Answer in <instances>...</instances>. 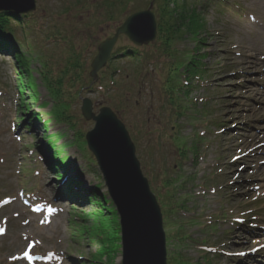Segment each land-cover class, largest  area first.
Listing matches in <instances>:
<instances>
[{
  "label": "rangeland",
  "instance_id": "374dc122",
  "mask_svg": "<svg viewBox=\"0 0 264 264\" xmlns=\"http://www.w3.org/2000/svg\"><path fill=\"white\" fill-rule=\"evenodd\" d=\"M151 1L36 0L22 23L10 20L8 40L30 59L38 100L28 86L18 92L29 75L0 52V264H122L119 217L120 241L95 237L108 221L100 213L107 187L83 140L95 125L81 112L86 97L128 129L164 215L167 257L176 250L195 264H264V0H187L205 28L176 40L180 60L166 56L158 36L138 46L121 35L109 62L116 72L91 77L99 44ZM163 1L152 2L156 21ZM128 47L146 55L120 56ZM187 53L205 56L198 79L187 78ZM48 81L67 92L72 119L49 113L57 97ZM33 111L50 119L46 128L31 122Z\"/></svg>",
  "mask_w": 264,
  "mask_h": 264
},
{
  "label": "water",
  "instance_id": "95a60500",
  "mask_svg": "<svg viewBox=\"0 0 264 264\" xmlns=\"http://www.w3.org/2000/svg\"><path fill=\"white\" fill-rule=\"evenodd\" d=\"M152 5L128 16L112 37L99 44L91 62V77L96 78L106 66L120 35H126L138 46L156 39L157 21ZM36 8V0H0V12L11 15L28 14ZM81 112L86 120L95 123L85 140L120 216L122 264H167L162 210L143 174L128 129L108 106L95 113L90 98L82 99Z\"/></svg>",
  "mask_w": 264,
  "mask_h": 264
},
{
  "label": "trees",
  "instance_id": "16d2710c",
  "mask_svg": "<svg viewBox=\"0 0 264 264\" xmlns=\"http://www.w3.org/2000/svg\"><path fill=\"white\" fill-rule=\"evenodd\" d=\"M152 2H154V0H152L150 4H153ZM158 15H159V19L157 21L158 39L162 41L161 45H162L163 52L166 53V56H169L170 58L173 57V60H172L173 62L176 59H178L176 58L177 48L174 46L176 40L180 38H184L186 36H192L197 39L200 35V32L205 28L203 17L200 15V13H197L196 6L192 4L189 6L187 4V0H164L163 3H159L158 5ZM24 17L25 16H21L19 18V21L21 23L24 21L23 19ZM15 18H16L15 15H9L7 13H0V52H7V54L13 55L14 58H16L18 65L21 67L23 66L22 68H24L25 73L29 75L28 76L29 81H28V84L26 85L23 84L24 82L19 78L18 84H17L18 92L20 94H23L25 90L22 86H28L33 93V97H35L34 99L38 100L37 99V96H38L37 84L35 82V79L32 77L31 69L29 67L30 59L27 57L25 53H23L16 47L14 41H12L11 39L8 40V37H9L8 31L13 32L12 27L10 26V24H12L10 20L12 21ZM123 50L124 51L120 50L121 52H123V53L121 52L119 53L121 54L120 56L126 55L129 57L139 58L140 56H143L145 54L140 48H137V47H130V48L128 47ZM119 54H117V56H119ZM187 54L190 55L188 62L186 63L182 61L184 65H186V68L184 67L186 74L188 73L189 75L187 78L189 79L194 78V80L198 79L201 76V73L204 71V68H203L204 64L203 62L200 61L203 58L202 56L204 55H198L197 57H195V54H190V53H187ZM108 69H111L112 72H116V69L114 67L113 68L110 67L109 63L105 66L102 72L108 71ZM185 83L190 84L188 79H185ZM99 85L100 87H103L102 84H99ZM104 87L106 88V85H104ZM48 88H49L50 95L52 96V98L54 99L53 96L57 97L56 100H54V103L49 113L53 115L58 121L64 120L66 118L72 119V116L68 114L69 109H70V104H69V100H67L66 98L67 92L61 91L58 87L54 86L51 81H48ZM166 91L169 94L170 99L172 100L171 102H173V106L177 108L176 112L179 115L182 114L179 111L182 107V104L180 102L175 103L174 102L175 99L172 98L170 94L171 93L170 90L166 89ZM73 93L74 92L70 93L69 97H71ZM0 95H2L1 92H0ZM25 106L27 110L30 109V106L27 105V103L25 104ZM29 117L32 123L42 122V126L44 128L48 126V120H45L42 114L37 111L31 112ZM26 125H27L26 129H29L31 126L29 123H27ZM84 144H86L85 141H84ZM60 155H61L60 151L57 150L56 152H54L53 156L54 158L58 159L60 163H63L66 157H60ZM101 186H102V182L100 181L99 185H96L95 187L88 189L89 194H86V195L87 197H89V200L92 196L96 194V192L98 191V188H100ZM103 197L104 199L102 202L104 203V205L102 203L100 204V206H102L103 208V210L100 213H102V216H104V218L108 216L107 217L108 221L106 222V220H104L107 225L102 232L100 231L101 228H97L95 230V237H97L99 241H103V243H105L107 240H114V243L116 244L118 241H120V234H119L120 231L118 228L117 210L113 204V201L109 198L107 193H105ZM182 206L184 205H180L179 207L178 206L177 207L168 206V208L165 210V216L167 217L169 212L173 213L175 210L182 211L181 210ZM103 213L104 214L106 213L108 215L105 216ZM180 228H181V232L178 231V234L184 233L185 231L183 230V225L180 224ZM106 232H109L111 236H108V233ZM169 236L171 239L170 241H172V235H169ZM110 245H112V243ZM103 247H105V244L103 245ZM108 252H109L108 248L107 250L106 249L101 250V254H105ZM180 256L181 254L177 253L176 250L172 251L170 257L168 258L169 264H195V263H192L188 259L179 258Z\"/></svg>",
  "mask_w": 264,
  "mask_h": 264
},
{
  "label": "bare ground",
  "instance_id": "6f19581e",
  "mask_svg": "<svg viewBox=\"0 0 264 264\" xmlns=\"http://www.w3.org/2000/svg\"><path fill=\"white\" fill-rule=\"evenodd\" d=\"M0 13H4V12H0ZM18 67H19V65H18ZM262 94H264V89L262 90ZM262 113L264 114V107H263V111H262ZM39 214V213H38ZM46 214V212L45 211H42L41 213H40V215H45ZM47 215L49 216V219H51V218H53L55 215L53 214V213H47Z\"/></svg>",
  "mask_w": 264,
  "mask_h": 264
},
{
  "label": "snow or ice",
  "instance_id": "6c2138e0",
  "mask_svg": "<svg viewBox=\"0 0 264 264\" xmlns=\"http://www.w3.org/2000/svg\"><path fill=\"white\" fill-rule=\"evenodd\" d=\"M0 231H2V230H0ZM25 257L28 258V259H32V257L30 256V254L27 253V252L25 253Z\"/></svg>",
  "mask_w": 264,
  "mask_h": 264
}]
</instances>
